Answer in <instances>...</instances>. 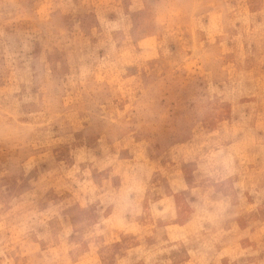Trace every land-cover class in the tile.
<instances>
[{"label":"rangeland","instance_id":"1","mask_svg":"<svg viewBox=\"0 0 264 264\" xmlns=\"http://www.w3.org/2000/svg\"><path fill=\"white\" fill-rule=\"evenodd\" d=\"M0 264H264V0H0Z\"/></svg>","mask_w":264,"mask_h":264}]
</instances>
